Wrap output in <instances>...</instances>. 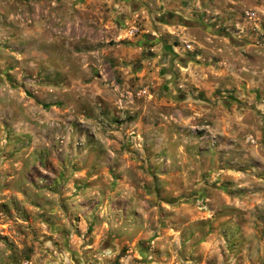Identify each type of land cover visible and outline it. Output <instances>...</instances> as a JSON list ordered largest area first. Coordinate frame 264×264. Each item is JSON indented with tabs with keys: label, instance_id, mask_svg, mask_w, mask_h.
<instances>
[{
	"label": "rangeland",
	"instance_id": "374dc122",
	"mask_svg": "<svg viewBox=\"0 0 264 264\" xmlns=\"http://www.w3.org/2000/svg\"><path fill=\"white\" fill-rule=\"evenodd\" d=\"M0 264H264V0H0Z\"/></svg>",
	"mask_w": 264,
	"mask_h": 264
}]
</instances>
